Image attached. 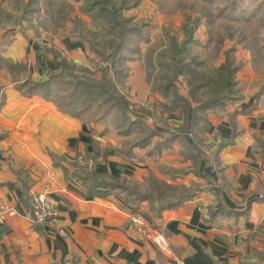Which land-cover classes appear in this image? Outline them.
Here are the masks:
<instances>
[{
  "label": "crops",
  "instance_id": "crops-1",
  "mask_svg": "<svg viewBox=\"0 0 264 264\" xmlns=\"http://www.w3.org/2000/svg\"><path fill=\"white\" fill-rule=\"evenodd\" d=\"M244 1L252 4L248 12L257 18L264 36V0ZM12 14L14 18L19 12ZM2 20L0 204L7 210L0 218V264H175V260L183 264H264L263 75L247 78L246 74L244 78L260 81L257 88H263L262 93H240L238 103L227 105L224 115L206 119L207 129L199 137L210 140L213 162L201 168L200 161L196 173L174 179L164 148L150 158L117 144L122 136H115L100 114L92 117L94 113L88 112L92 101L85 102L84 96L57 93L49 89L50 84L41 86V93L22 90L21 80L27 76L32 83L48 81L44 73L38 74L40 66L60 75L56 54L70 63L87 62L86 42L62 35L69 26L57 25L52 31L54 40L48 36L54 59L39 52L34 41V32L42 37V27H31L22 19L17 24ZM242 59V66L253 70L252 59ZM18 64L25 66L27 75L13 80L11 72H17L13 67ZM68 81V77L56 79L58 83ZM237 111L247 113L234 116L238 134L228 143L232 125L227 115ZM79 155L92 165H79ZM88 171L116 186L90 192V181H85ZM150 176L168 184L174 180L200 183V190L171 207L159 206L149 197ZM34 193H46L56 201L57 213L46 222H34L24 202L25 196ZM216 205L221 210L210 214L209 208ZM134 216L164 237L166 250L138 233Z\"/></svg>",
  "mask_w": 264,
  "mask_h": 264
},
{
  "label": "rangeland",
  "instance_id": "rangeland-1",
  "mask_svg": "<svg viewBox=\"0 0 264 264\" xmlns=\"http://www.w3.org/2000/svg\"><path fill=\"white\" fill-rule=\"evenodd\" d=\"M40 1L35 5L38 11L25 15L22 7L27 4V0H20L19 3L17 0H11L8 3L5 0H0V20L11 21V24L20 23L21 19L27 20L31 27H38V29L42 27L48 31L49 38L53 40L56 36L52 31L57 25L69 26L62 31L63 37L69 38H76L75 31H79L74 25L79 24V27L83 25L92 29L95 27L82 11L81 7L85 0ZM128 5L130 8L124 12L125 17L130 18L127 25L128 27H139L138 31H133L132 35L129 34L125 38L120 51L116 54L114 51L107 52L102 58H97L87 45L89 59L86 60V63L78 64V67H87L89 73H75L84 78L83 81L89 82L90 80H100L101 70H107L113 84V87L108 89L115 90L114 96L122 97L123 95L125 97L130 110L129 118L134 119L135 114L141 115L144 117L143 122L146 126L152 127L156 124L161 131L159 135L152 136L145 145H138L143 140V132L134 127L128 133L124 132L125 126L121 120L122 111L119 105L114 103V100L104 101V98L93 100L88 112L94 113L93 118L100 114L114 135L122 136L120 140L116 141L117 144L120 143L122 147L134 148L139 152L138 155L155 158L161 152L160 148H164L163 153L169 154L170 166H172L169 167V175L174 179H182L183 174L190 171L197 172L195 155L198 151L203 155L200 160L202 167L204 162H207V165L209 162H213L214 151L208 138H201L194 142L191 126L186 124V128L182 127L184 123L180 110L168 112L161 107V102L164 101L163 96L153 88L154 79L158 73L156 58L158 51L169 46L173 41L182 43L185 38V28H190L193 31L194 40L188 44L187 49L190 50V54L201 61L196 69L202 74L209 75L210 81L193 93H189L188 86L181 76H178L174 81L179 94L189 100L194 107L212 95L213 88L218 84L222 74L219 66L225 60L222 49L232 47L231 53H229L234 63L239 65L234 77L235 90L237 91L231 98L223 97L224 107L208 110L206 114V119H208L210 115H224L227 105L238 103L242 96L240 93H253L254 91V93H262L263 88H257L260 81L247 82L246 74L247 78L252 74L264 76V36L260 34L257 18H252L248 12V7L252 4L244 0H129ZM14 10L19 14L12 18L10 15ZM36 12H39L40 15H35ZM33 14L36 17H30ZM218 36L224 40L221 51L216 52L214 45ZM34 38L35 43L38 42L39 52L46 53L47 57L53 56L56 59L55 50L50 46L51 43H48V38L35 35V32ZM114 50L117 51V49ZM248 56L254 62L253 70H248L246 64L242 66V60H244L242 58ZM20 67H22L21 71L11 72V79L19 80L22 75L27 73L25 66L20 65ZM40 70L38 74L43 75L44 73L43 76L48 77L49 89L57 90V93H73L74 85L71 86L68 82H56L57 76L50 74L45 66H40ZM58 74H61L62 77L61 70ZM28 78V76L27 80H25L26 77L22 78L21 81H24L22 90L41 93L42 87L37 84L38 82L32 83ZM105 97L108 98L109 95L106 94ZM141 108L145 110L142 111ZM187 117L190 118V112ZM149 151L152 153L148 154ZM186 160L190 162L187 163ZM147 186L150 190L149 183ZM169 187V193H165L162 199L180 201L195 195L200 190V183L183 184L174 180V183H169ZM198 188L199 190H197ZM149 197L152 200H158L152 192ZM173 203L177 204V202ZM158 204L160 206L161 201H158Z\"/></svg>",
  "mask_w": 264,
  "mask_h": 264
},
{
  "label": "trees",
  "instance_id": "trees-1",
  "mask_svg": "<svg viewBox=\"0 0 264 264\" xmlns=\"http://www.w3.org/2000/svg\"><path fill=\"white\" fill-rule=\"evenodd\" d=\"M84 1V0H83ZM129 0H85L84 5L81 7L82 11L89 17L90 22L95 27L87 28L85 26L79 27L74 25L79 31H76V38L86 42L90 50L97 56V58H102L107 52L114 51L116 54L123 47L125 38L130 34L138 31L139 27L131 26L128 27V21L130 18L125 17L124 12L130 8L128 5ZM19 3L20 0H17ZM39 3V0H27V4L22 7L23 14H30L34 11H38L35 7ZM104 26V27H102ZM79 27V28H78ZM83 28V29H82ZM185 38L182 43H175L174 41L167 47L161 48L157 53V65L158 73L154 79L153 88L157 90L162 96L164 101L161 102V107L172 112L175 110H180L183 116V128H186V124L191 126L192 137L194 142H197L201 138L199 134L206 131V114L208 110H214L215 108L224 107L223 97L231 98L237 90H235V73L239 68V65L234 63L233 58L230 55L229 49H222L224 52V62L219 66L221 69V76L219 78L218 84L213 88L212 95L204 101L199 102L196 106H192L186 98L181 96L178 92L175 79L181 76L184 83L188 86L189 93H193L198 88L204 87L210 81V76L200 73L196 69V66L201 63L197 58L190 54V50L187 49L188 44L193 42V31L189 28L184 29ZM230 37V36H229ZM223 38L221 36L217 37L214 48L216 52L221 51L223 46ZM114 49H117L115 51ZM233 50V49H232ZM230 52V53H229ZM58 58V63L60 65L62 77H68V83L72 86L74 85L72 91L73 93H78L85 98V102H91L100 98H104V101L114 100V103L119 105L122 114L121 120L125 126L124 131L128 132L133 127L138 131L143 132V140L138 145H145L146 142L150 141L152 136L159 135L160 129L154 124L152 127L146 126L143 122L144 117L135 114L134 119H130L128 116L129 107L128 102L125 97H119V95L114 96L115 90L111 91L109 87H113L112 81L109 79L107 70H101L100 80H90L89 82L83 81L84 78L79 77L75 72H80L83 74H88L89 70L87 67H78V64L67 62L65 58H59V54H56ZM116 56V55H115ZM13 67L18 72L21 71L22 67L16 65ZM57 77H61L57 75ZM49 81L45 83H39L40 86H48ZM182 83V82H180ZM106 94L109 97H105ZM142 111L145 109L141 108ZM251 109L247 110L250 111ZM190 112V118L188 114ZM246 111H237L234 113H228V119L232 125V133L230 141L236 137L238 131L235 132L236 124L234 123V116L237 114H245ZM247 113V112H246ZM201 122V127L198 123ZM198 126V127H197ZM196 130V131H195ZM196 167L198 168V162L203 158L201 152L196 153ZM195 163V162H194ZM207 162L203 163L205 167ZM203 168V167H202ZM85 181H90L87 183L88 190L90 192H96L98 188L114 187L113 181L99 180L96 177L94 171H88L86 173ZM148 183L150 185V191L154 195L157 201H161L162 205L165 207H171L173 202H180L177 199L175 201H165L162 196L165 193H169V184L153 177H149ZM171 186V185H170ZM150 192V194H151ZM24 202L28 205V197H24ZM175 204V203H173ZM219 205V204H218ZM213 206L209 208L210 214H214L219 210V206ZM214 209H216L214 211ZM221 210V209H220Z\"/></svg>",
  "mask_w": 264,
  "mask_h": 264
},
{
  "label": "built area",
  "instance_id": "built-area-1",
  "mask_svg": "<svg viewBox=\"0 0 264 264\" xmlns=\"http://www.w3.org/2000/svg\"><path fill=\"white\" fill-rule=\"evenodd\" d=\"M43 29V28H42ZM42 37L48 38L47 31L45 29L41 32ZM79 165L91 166L92 161L83 155L77 157ZM28 204L31 209V215L34 222L42 223L56 215V201L46 193H34L28 197ZM7 206L0 204V218L6 212ZM132 222L135 225L138 233L141 236H147L155 241L162 249H167V242L160 234L150 228V226L139 216H134ZM175 264H183L182 261L175 260Z\"/></svg>",
  "mask_w": 264,
  "mask_h": 264
}]
</instances>
